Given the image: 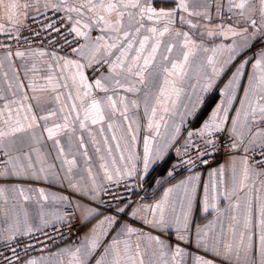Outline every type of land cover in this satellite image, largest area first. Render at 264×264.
<instances>
[{
  "label": "snow or ice",
  "instance_id": "1",
  "mask_svg": "<svg viewBox=\"0 0 264 264\" xmlns=\"http://www.w3.org/2000/svg\"><path fill=\"white\" fill-rule=\"evenodd\" d=\"M164 3L174 6L156 7ZM256 4L0 0V35L18 37L19 17L43 9L60 22L46 29L63 37L61 50L50 52L13 51L0 42V178L57 180L88 197L85 204L49 197L43 188L0 185V222L16 232L21 225L25 234L40 231L51 222L49 199L67 209L51 213L56 222L70 226L76 211L93 217L75 244L55 254L58 264H186L188 257L192 264H264V0ZM228 72L208 118L198 129L184 128ZM172 149L180 161L167 175L178 167L191 174L159 199L121 202L114 210L103 201L116 199L110 186L149 173ZM223 149L228 163L202 180L195 169ZM33 200L38 227L25 207ZM201 209L215 219L195 223L194 210ZM165 233L174 234L175 246L161 239ZM193 236L196 251L189 253L180 245H191Z\"/></svg>",
  "mask_w": 264,
  "mask_h": 264
},
{
  "label": "crops",
  "instance_id": "2",
  "mask_svg": "<svg viewBox=\"0 0 264 264\" xmlns=\"http://www.w3.org/2000/svg\"><path fill=\"white\" fill-rule=\"evenodd\" d=\"M42 2H43V0H41V3ZM173 6L174 5L171 3H164V4H157L156 5V7H158V8L159 7L170 8ZM256 6L259 7L258 0H257ZM42 11L44 12L45 10L42 9ZM37 14H40V13L30 11L27 18H25L24 16L19 17V20H20L19 30L23 27L25 21L29 17L35 16ZM3 15H4L3 12L0 11V16H3ZM0 22H3V21H0ZM219 42H220L219 40L215 41V43H219ZM257 47H259V45H257ZM30 49H32V50H46V49H42V48H29V49H22V50L27 51ZM46 51H49V50H46ZM253 51H255V49H253ZM2 53L3 52H0V54H2ZM16 63L19 64L20 61H16ZM228 76H230V72L221 76L216 81V85L213 87L211 92L206 94L204 103L200 107V109L197 111V113L195 115L187 118V120L184 123V128H186V129H198L201 126V124L203 123V121L208 118L209 114L211 113V111L213 110L215 105L221 99L218 89L223 87V83L226 82ZM0 83H2V82H0ZM177 122H179V117H177ZM181 145H183V140H180L179 144L176 145L177 148H180V152L183 151V148L181 147ZM142 148H143L142 143L138 144V150L140 152H142ZM49 150H50V148H49ZM177 156L178 155H177L175 149H172V150H170L169 154L165 158L166 162H165V160L158 161L157 163H155L154 165H152L150 167L149 173H143L141 171V173L139 175V179L141 181H146L150 176H152V174L155 171H158V172L154 176V178H152V180L149 184L148 194L141 201H138L136 203H131L132 205H135L137 203H144V204L152 203L154 201V199H159L164 188L170 187L172 184L177 183L179 180H182L191 174L190 172H188V173L181 174L177 177H167V174H166L167 169L170 166V164L172 163L173 159ZM229 159H230V154L227 155L220 164H218L214 167H211L209 169L197 171V172H199L201 174L202 180L207 181L208 180V171L210 169L216 168L220 165H226L228 163ZM157 180H159L160 183H156ZM0 185H6V186L16 185V186H22L26 189L43 188L45 190V192L49 195V197H51L52 195L69 196L73 201L79 200L80 203H85V204L87 203V200H88V197H83V199H80L77 195H72L71 190L67 188L66 183H61L60 181H57V180H51L50 179L49 181L45 182V181H36L30 177L29 178H23L22 177V178H18V179L0 178ZM29 194L32 195L33 197H35V193H29ZM99 203H100V200L95 202V204H99ZM121 206H123V205H121ZM224 206H225L224 204L220 205V207H224ZM25 207H27L29 209L30 222L37 227L40 226L39 219L36 217L37 208H36L35 200H33L31 202H27L25 204ZM44 207H45L46 218L48 220H50L51 222L47 226H44L42 228V230L49 228V227H53V226L62 224V223L56 222L54 216L51 215V213L55 212L57 208H59L61 212L67 211V209L64 208L59 201L53 202L51 199H49L47 202H44ZM209 213H211V214H209ZM209 213H204L202 211V209L199 212H196L194 210L195 223H197L199 225H204V224H207L209 221L214 220L215 219V213L212 212L211 209H209ZM73 220L79 221L82 225L87 224L88 227H91V223H95V219L93 217H88L87 219H83L81 217V213L79 211L75 212V218H73L72 221ZM89 221H91V223H89ZM129 221H131V217H129ZM135 226L140 227L141 225L139 223H137ZM42 230H40V231H42ZM87 230H88V228L84 227L83 233L86 232ZM144 230L148 231L147 228H145ZM36 232H39V231L35 230V227H34V230L32 233H36ZM83 233H82V235H83ZM153 234L159 235V233H153ZM24 235H27V234H25V230L23 228V225H21L20 231L16 232L14 230H8L7 225L0 222V243H4L6 241H9L11 239L18 238V237H21ZM10 237H12V238H10ZM161 239H164L166 241L171 242L173 244V246H175V244L177 243L175 236L172 233L163 234L161 236ZM192 241H193V243L191 245L181 244L180 246L185 248L186 251L189 253H195L196 250L194 247V241H195L194 236L192 237ZM66 246H69V245L61 246V247L57 248L56 250H54L50 253L35 256L33 258L40 259L41 257H43L45 264H58V258L55 256V254L61 248H64ZM196 254L205 255V253L203 251H200L199 253H196ZM206 258L211 259L212 257H211V255H207ZM29 259H32V258H29ZM29 259L25 260L21 264H27V261ZM186 264H192L190 257L186 258ZM217 264H219V261H217Z\"/></svg>",
  "mask_w": 264,
  "mask_h": 264
},
{
  "label": "built area",
  "instance_id": "3",
  "mask_svg": "<svg viewBox=\"0 0 264 264\" xmlns=\"http://www.w3.org/2000/svg\"><path fill=\"white\" fill-rule=\"evenodd\" d=\"M33 17H35V19H33ZM52 21H56L57 27H60L57 14L52 11H44L43 15L40 13L29 17L19 30L18 37L10 38L0 35V42L11 45L13 51L29 48H42L49 51L55 49L60 51L61 45L63 44V37L45 27ZM61 31L63 32L64 29L61 28ZM36 33H39V35H36ZM3 51V49H0V52ZM222 142L227 143V141ZM190 154L195 156L194 152ZM227 155H229L228 150L223 149L215 153L214 156L206 157L208 164L199 165L195 171H202L214 167L220 164ZM186 158L187 157H185V159ZM179 161L180 156L175 157L168 167L166 174L173 165H178ZM157 172L158 171H155L146 181H141L139 178L133 177L131 179H125L119 186H110L108 191L111 192L116 199H112V196L103 195V201L111 202L113 210L116 208V205L121 202L131 204L141 201L148 194L149 184ZM188 172L189 171H186L184 167H178L173 177ZM167 177L169 176L167 175ZM125 185H127V188ZM99 204L101 210L108 208V203H102L100 201ZM121 205H123V203H121ZM83 230L84 227H82V224L79 221L73 220L70 226L60 224L0 243V264H21L29 258L50 253L61 246L73 245L77 242L79 236L82 235Z\"/></svg>",
  "mask_w": 264,
  "mask_h": 264
}]
</instances>
